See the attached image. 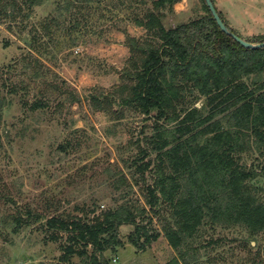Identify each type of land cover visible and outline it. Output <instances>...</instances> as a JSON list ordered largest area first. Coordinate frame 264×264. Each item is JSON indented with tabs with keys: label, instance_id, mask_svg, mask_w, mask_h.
I'll return each instance as SVG.
<instances>
[{
	"label": "rangeland",
	"instance_id": "374dc122",
	"mask_svg": "<svg viewBox=\"0 0 264 264\" xmlns=\"http://www.w3.org/2000/svg\"><path fill=\"white\" fill-rule=\"evenodd\" d=\"M70 1L36 0L27 6L17 0L20 9L8 5L0 15V264H59L69 240L66 232L46 225L51 216L86 214L90 220L121 204L146 206L136 166L153 118L114 104L115 111H123L117 119L93 109L89 96L99 89L113 92L125 81V38L145 36L134 19L152 7V0H73L77 6L83 1L80 8ZM214 1L242 38L264 34V0ZM160 13L170 27L205 10L201 0H178ZM71 91L78 100L71 102ZM195 96L188 94L186 104L202 106L203 97L194 101ZM35 100L47 106L30 109ZM66 142V150L60 149ZM134 158L137 163L130 166ZM240 162L247 168L264 164L254 147ZM252 183L264 199V173ZM160 209L143 222L160 231L159 237L137 247L127 239L133 225H121V245L104 253L108 264H166L181 252L198 264H264V230L252 238L242 225L211 223L206 217L197 234L175 249L162 232L169 210ZM17 215L28 222L16 229ZM68 264L95 263L73 255Z\"/></svg>",
	"mask_w": 264,
	"mask_h": 264
},
{
	"label": "trees",
	"instance_id": "16d2710c",
	"mask_svg": "<svg viewBox=\"0 0 264 264\" xmlns=\"http://www.w3.org/2000/svg\"><path fill=\"white\" fill-rule=\"evenodd\" d=\"M16 1L0 0V15L8 11V5L20 9ZM23 1L30 6L36 0ZM177 1L152 0V7L135 17L145 36L126 35L125 81L115 90L118 93L99 89L89 96L93 109L113 113L117 119L123 111H115L114 104L153 118V132L143 136L145 147L140 148L141 163L136 166L146 206L121 204L90 220L86 214L49 217L48 227L68 234L59 264H68L73 255L108 264L104 253L121 245L123 224L133 225L127 235L131 244L149 245L160 231L143 222L151 221V214L158 215L161 205L169 210L162 232L175 249L197 234L206 217L211 223L242 225L252 238L264 230L262 190L252 183L264 173V164L257 169L240 162L241 155L253 147L264 161V47H244L221 31L205 0H201L205 14L166 27L160 12ZM82 2L80 6L73 0L69 3L80 8ZM245 40L262 42L264 34ZM195 93L194 101L204 99L200 107L186 104L188 94ZM75 100L78 97L71 91V102ZM45 106L46 102L35 100L30 109ZM68 145L59 148L66 150ZM151 153L154 157L146 159ZM148 175L151 182H147ZM27 213L40 219L37 213ZM13 219L16 229L28 222L22 215ZM185 254L181 252L166 264H198L188 261Z\"/></svg>",
	"mask_w": 264,
	"mask_h": 264
},
{
	"label": "water",
	"instance_id": "95a60500",
	"mask_svg": "<svg viewBox=\"0 0 264 264\" xmlns=\"http://www.w3.org/2000/svg\"><path fill=\"white\" fill-rule=\"evenodd\" d=\"M208 9L210 10L214 20L216 21L217 25L219 26L220 30L234 38L237 42H239L242 46L247 47V48H259V47H264V41L262 42H251L247 41L244 38L238 36L235 32L230 30L226 24L223 22L221 19L220 15L217 12V9L214 6V3L212 0H205Z\"/></svg>",
	"mask_w": 264,
	"mask_h": 264
}]
</instances>
